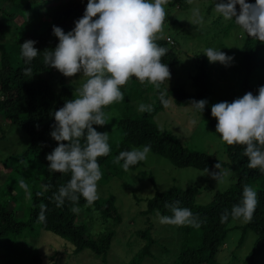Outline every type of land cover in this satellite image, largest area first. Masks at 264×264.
<instances>
[{"label":"trees","instance_id":"1","mask_svg":"<svg viewBox=\"0 0 264 264\" xmlns=\"http://www.w3.org/2000/svg\"><path fill=\"white\" fill-rule=\"evenodd\" d=\"M188 1L170 0V3L183 7ZM219 1L230 8L232 25H238L246 32L241 50V61L247 70L242 86L243 93L251 91L254 95L258 94V91L252 87L250 79L256 67H262L264 71V42L252 36L238 22L242 12H247L255 0ZM41 2L0 0V15L4 14V18L0 21V43H3L2 39L5 35L13 30L10 29L12 19H15L19 13L20 16L24 14L23 18L28 16L25 25L15 26L19 28V33L21 30L24 31L8 38L10 40L8 44L15 45L13 49L2 50L0 53V116L7 123L24 130L29 137V143L21 153L0 160V171L9 172L8 178H12V173L15 172L20 175L19 181L24 182L39 169L43 170L41 175L42 178L44 177L42 185L39 186L33 181L29 187L31 203L28 213L25 214L27 217L23 220L17 217L18 206L13 205L12 201L6 200L0 194V261L3 264H42L43 258L39 250L32 242L27 241L37 226L70 241L76 254L89 249L105 260L117 235L116 230L106 229L102 233L92 234L89 224L95 218V214H99L97 218L103 219L102 222L105 224L110 220L115 224L121 223L123 217L116 204V195L98 196L91 205L81 196L76 202L65 199L62 206H57L53 199L54 194L61 185L67 184L71 174L50 172L48 169L49 162L46 156L58 144L50 135L52 125L55 123L52 113L62 107L66 100L74 99L75 93L69 78L65 76L55 82L52 78V83L50 79L40 76L43 73L51 74L58 71L48 67L43 61V51L45 49L51 51L59 43L58 38L53 35V25L61 27L65 32L71 31L75 27V21L83 16L88 0H41ZM8 6L12 8L15 6L19 12L7 10ZM32 13L44 14L43 18L49 23L45 22L43 26L39 25L40 21L35 23L31 17ZM28 39L35 40L37 42L35 47L41 51L30 63L26 62L21 52V43ZM156 43L167 49V54L162 58L163 63L172 66L180 61V55L170 40L158 38ZM15 58H19L20 62H15ZM205 66V64L200 65L193 77L195 92L191 93L184 87L175 86L168 89L163 99L167 100L172 95L176 104L180 106L191 104L193 99L207 100L203 113L196 110L206 116L211 129L215 132L217 120L211 115V106L216 102L212 99V81ZM131 79L127 83L130 89L134 84L142 85V89L149 84L141 83L134 77ZM131 94L132 92H128L118 104L116 102L122 109L121 116L110 124L106 122L104 126H94L99 132L107 130V134L115 135L112 137L110 153L98 157L101 172L106 173L104 177L111 175L113 171H109L110 168H116L121 173L125 171L122 167L123 161L119 164L115 162L120 152L146 145L150 146L151 152L169 159L176 167L208 170L220 163L221 166L236 172V181L228 188L216 191L207 204L197 203V196L201 192L197 184L187 188L174 185L166 191L156 193L147 201V207L142 211L143 215L170 216L171 210L165 205L178 201L179 207L189 208L198 220L199 227L172 225L176 227L182 242L172 264H218L216 256L226 244L229 230L232 229L229 228V224L234 220L230 215L231 209L241 201L245 185H250L256 191L258 200L252 219L245 227L253 229L258 236L253 250L246 256L243 264H264L258 260L264 253V173L247 166L248 158L244 155V147L226 144L227 161H220L207 152L191 149L183 145L172 133L162 130L155 121V115L165 106L161 98L158 97L153 108L139 113L130 103L133 102ZM112 108L113 106L109 105L103 109L105 119L106 113ZM81 143L83 144L84 141L81 140ZM33 163H35V171L31 169ZM142 165L143 161H139L129 169L136 170ZM149 178L155 183L153 174H150ZM42 207L45 218L40 220L38 217ZM73 208L77 211L74 212ZM225 212L229 215L222 222V214ZM137 232L146 239V243L127 264H144L146 258L153 256L152 246L157 241L153 238L150 228ZM244 238L245 236L241 237L242 242ZM18 240L24 243V247L17 248L16 252V246L12 247V245ZM11 254L13 255L10 256ZM5 261L7 263H4Z\"/></svg>","mask_w":264,"mask_h":264},{"label":"rangeland","instance_id":"2","mask_svg":"<svg viewBox=\"0 0 264 264\" xmlns=\"http://www.w3.org/2000/svg\"><path fill=\"white\" fill-rule=\"evenodd\" d=\"M164 7L167 15L162 32L157 35L158 38L174 42L172 44L175 45L180 55V61L168 66L171 78L169 81H164L159 88L153 84H148L145 89H142V85L136 86L135 84L130 86L132 89L127 87V84L122 87L124 88L121 89L123 96L132 92L133 102L130 103L134 106V110L139 113L143 112L141 105L149 106V109L153 108L158 97L161 98L162 94L166 96L168 89L175 86L184 87L191 93L195 92L192 84L193 77L198 72L199 66L204 64L211 77L212 99L216 103L232 102L243 96L242 86L247 70L241 61V50L244 46L246 32L244 28L232 25L230 8L219 0H191L183 7L171 5L169 0ZM7 10L19 12L15 6L13 8L8 6ZM44 12L45 10L42 11ZM23 16L24 14L20 16L19 13L15 19L11 20L10 29L13 30L2 39L0 53L2 50L10 51L15 46L12 43L8 44L10 41L8 38L19 33V28L16 27L25 25L24 22L28 16L25 18ZM43 16L44 14H31L33 21L35 23L40 21L39 25L42 26L45 22L49 23ZM3 18L4 14H1L0 21ZM23 31L21 30L20 33ZM208 48L220 49L232 57V60L228 65L220 62L210 63L207 56L203 54ZM13 54L15 57L14 51ZM15 62H20L19 58H15ZM40 76L50 79L52 83V78L55 82L64 75L57 71L51 74L43 73ZM67 78L75 94L86 79L79 74ZM250 83L257 91L259 86L264 85L262 67H256L252 71ZM167 101V106L155 115V121L159 127L172 133L183 145L207 152L220 161H227L226 143L211 129L206 116L199 113L192 104L181 106L176 104L172 95ZM117 104L116 102L111 104L113 108L106 113L107 124L121 116L120 110L122 109ZM116 131L118 132L117 129ZM113 136H115L113 133L108 134L109 145L113 142ZM28 143L29 137L24 130L7 123L0 116V160L18 155ZM134 148H142V146ZM142 161L143 165L140 168L128 169L123 173L118 172L116 168H108L109 171H113L111 175L104 177L106 173L102 172V178L98 181V196L116 195V204L123 217L121 223L115 224L113 220H110L105 224L102 222L103 219L97 218L100 215L95 214V218L89 224L92 234L102 233L106 229L116 230L117 235L105 260L89 249L76 254L70 241L37 226L27 241L32 242L39 250L43 258L42 264H127L146 243V239L137 231H145L147 228H150L157 242L152 246L153 256L146 258L144 264H172L182 244L177 229L170 224L161 223L160 215H143L142 211L146 209L147 201L156 193L166 191L174 185L187 188L197 184L201 192L196 201L199 204H207L216 191L224 190L236 181V172L223 166L220 169L216 167L209 169L210 172L220 173L217 179H214L209 175L208 170L176 167L169 159L151 151ZM31 169L36 170L35 163L32 164ZM42 172L43 170L39 169L24 182L27 185L26 192L19 185V174L13 172V177L8 178L9 172L0 171V194L6 200L12 201L13 205L18 206L17 217L21 220L28 213L31 203L29 187L33 181L39 186L42 185L44 178H42ZM150 174H153L155 183L150 180ZM247 223L234 219L229 224V228L232 229L229 230L226 244L216 256L218 264H243L246 256L253 250L258 234L253 229L246 228ZM242 236H245L243 242L241 241ZM25 245L27 246V243ZM12 247H15L17 252V248L24 247V243L18 240ZM4 251L8 252V250ZM258 260L262 261L261 263L264 262V253ZM0 264L3 263L0 261Z\"/></svg>","mask_w":264,"mask_h":264},{"label":"clouds","instance_id":"3","mask_svg":"<svg viewBox=\"0 0 264 264\" xmlns=\"http://www.w3.org/2000/svg\"><path fill=\"white\" fill-rule=\"evenodd\" d=\"M169 0H88L84 14L75 21V27L65 32L53 25V35L59 43L51 51H43V61L65 77L77 74L86 78L76 90L75 98L66 100L55 110V123L51 137L58 142L47 154L50 172L70 173V179L61 185L54 194L57 206L65 199L76 202L82 196L91 205L98 199V181L102 172L98 157L107 156L110 151L108 134L99 132L94 126L106 125L103 109L123 99L122 87L129 79L149 83L157 88L170 80L171 72L162 58L167 49L158 45V33L162 32L166 18L165 5ZM191 2V0H189ZM249 33L264 42V0H255L247 12L238 18ZM35 40L21 43L22 56L31 62L40 54ZM210 63L228 65L232 57L227 53L208 48L204 53ZM26 74H28L26 72ZM162 102L167 106L168 101ZM205 99L191 101L195 109L203 113ZM141 110L149 106L141 105ZM211 115L217 120L215 132L230 146L241 145L248 158V167L264 173V85L259 86L258 94L251 91L234 99L211 106ZM81 140L84 143H81ZM150 146L122 151L115 162L123 161L122 167L128 170L146 158ZM220 169V163L215 165ZM217 179L219 173L210 172ZM27 192V185L19 181ZM179 202L166 204L172 215L161 216L160 222L175 226L191 225L199 227L196 217ZM258 204L257 193L250 186L243 188L242 198L233 205L230 215L233 219L250 222ZM74 212L76 208L72 209ZM229 213L222 214V222ZM40 220L45 218L42 207Z\"/></svg>","mask_w":264,"mask_h":264},{"label":"built area","instance_id":"4","mask_svg":"<svg viewBox=\"0 0 264 264\" xmlns=\"http://www.w3.org/2000/svg\"><path fill=\"white\" fill-rule=\"evenodd\" d=\"M171 43H174L173 41L170 40Z\"/></svg>","mask_w":264,"mask_h":264}]
</instances>
